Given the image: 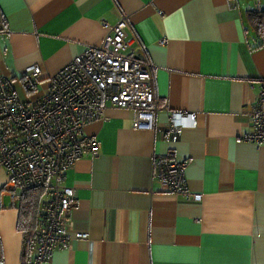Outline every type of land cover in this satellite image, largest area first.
Returning <instances> with one entry per match:
<instances>
[{
    "label": "crops",
    "instance_id": "crops-1",
    "mask_svg": "<svg viewBox=\"0 0 264 264\" xmlns=\"http://www.w3.org/2000/svg\"><path fill=\"white\" fill-rule=\"evenodd\" d=\"M257 10L264 0H0L1 73L26 107L63 65L102 43L104 20L125 15L154 65V125L137 128L133 111L107 103L84 126L97 152L81 151L50 187L72 188L74 202L71 239L44 264H264V143L243 140L264 80V35L248 22ZM30 64L41 69L34 90L23 85ZM172 111L194 113L195 124L172 132ZM169 152L186 162L199 202L153 179V161ZM21 193L0 167L4 264H25Z\"/></svg>",
    "mask_w": 264,
    "mask_h": 264
},
{
    "label": "built area",
    "instance_id": "built-area-1",
    "mask_svg": "<svg viewBox=\"0 0 264 264\" xmlns=\"http://www.w3.org/2000/svg\"><path fill=\"white\" fill-rule=\"evenodd\" d=\"M103 25L108 32L102 43L84 50L50 76L49 90L31 107L20 103L13 82L1 73L0 66V167L7 171L8 184L13 189L26 191L48 181L52 186L64 179V172L81 151L95 154L99 149L95 137L84 136V141L81 137L88 122L103 116L107 103L133 111V125L137 128L154 125L158 108L154 65L149 55L125 15L115 24L104 20ZM136 41L140 43L138 50L133 45ZM40 75L38 65L26 66L24 87L33 90ZM247 116L253 130L245 133L243 140L259 146L264 143V80L260 82L256 105L247 110ZM194 124V113L185 117L181 111L169 114L168 125L174 133L178 126ZM185 171L186 162L174 159L172 152L153 161V179L185 201L199 202L202 194L190 189ZM60 185L52 188L46 221L36 230L35 264L46 263L56 245L71 239L66 229L71 220L66 218L74 193L72 188ZM75 237L84 239L87 234L76 232Z\"/></svg>",
    "mask_w": 264,
    "mask_h": 264
},
{
    "label": "trees",
    "instance_id": "trees-1",
    "mask_svg": "<svg viewBox=\"0 0 264 264\" xmlns=\"http://www.w3.org/2000/svg\"><path fill=\"white\" fill-rule=\"evenodd\" d=\"M249 17L248 22L251 28H255V31L257 32L256 36L262 37V35H264V10L249 11ZM3 22L1 20L2 25L0 26V32L4 30L5 24ZM260 33L263 34L258 35ZM81 141H84V136L81 137ZM161 185L165 186L164 184ZM50 187L51 182L48 181L47 183L35 186L32 189L22 191L20 196L18 204L20 210L18 225L24 237L25 244L22 250V256L25 259V264H35L36 246L34 244V239L37 236L36 230L46 221L45 209L48 202L45 203L44 200L51 192ZM31 255L34 260L30 259Z\"/></svg>",
    "mask_w": 264,
    "mask_h": 264
},
{
    "label": "rangeland",
    "instance_id": "rangeland-1",
    "mask_svg": "<svg viewBox=\"0 0 264 264\" xmlns=\"http://www.w3.org/2000/svg\"><path fill=\"white\" fill-rule=\"evenodd\" d=\"M257 1H258V0H252V2H257ZM253 8H256V7H253ZM70 62H71V61H69L68 63H70ZM68 63H66V64H68ZM66 64H65V65H66ZM65 65H63L61 68H63ZM61 68H60V69H61ZM60 69H59V70H60ZM59 70H58V71H59ZM58 71H57V72H58ZM55 74H56V73H55ZM49 196H50V195H48L47 198H48ZM47 198H46V199H47Z\"/></svg>",
    "mask_w": 264,
    "mask_h": 264
}]
</instances>
